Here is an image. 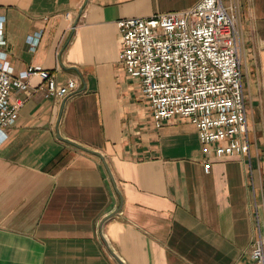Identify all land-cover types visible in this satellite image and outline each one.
Returning a JSON list of instances; mask_svg holds the SVG:
<instances>
[{"label":"crops","instance_id":"obj_1","mask_svg":"<svg viewBox=\"0 0 264 264\" xmlns=\"http://www.w3.org/2000/svg\"><path fill=\"white\" fill-rule=\"evenodd\" d=\"M198 1L0 0L13 77L33 66L78 83L46 97L35 74L12 91L24 103L0 142V264H248L264 244V0H236L249 153L212 155L208 172L195 126L156 128L119 61V19Z\"/></svg>","mask_w":264,"mask_h":264},{"label":"built area","instance_id":"obj_2","mask_svg":"<svg viewBox=\"0 0 264 264\" xmlns=\"http://www.w3.org/2000/svg\"><path fill=\"white\" fill-rule=\"evenodd\" d=\"M237 23L236 0H199L185 10L117 21L119 61L139 80L154 126L172 118L192 123L206 172L212 155H247L250 149ZM1 28L2 21L3 44ZM27 43L34 50L38 36ZM35 74L46 97L64 98L78 88L75 77L59 83L56 69L30 66L25 78L13 77L8 61L1 58L0 142L24 103L23 98H13L12 91L30 93L27 80ZM248 256V264H264L260 236L251 242Z\"/></svg>","mask_w":264,"mask_h":264}]
</instances>
